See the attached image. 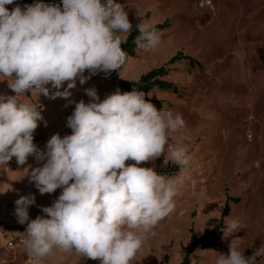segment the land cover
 <instances>
[{
    "label": "clouds",
    "instance_id": "1",
    "mask_svg": "<svg viewBox=\"0 0 264 264\" xmlns=\"http://www.w3.org/2000/svg\"><path fill=\"white\" fill-rule=\"evenodd\" d=\"M15 0H0V76L15 95H0V165L15 157L24 165L37 162L30 178L40 194L62 189L44 215L29 217L34 196L15 201V216L26 225L24 245L40 262L55 251H74L100 264H131L147 234L175 208L182 177H165L155 167L140 166L165 156L183 172L192 159L186 146L166 151L169 134L185 125L179 114L158 110L143 91L115 92L103 100L95 88L85 89L90 100H80L67 118L70 135L54 134L46 151L34 144L38 122L47 126L36 104L25 103L26 93L69 98L79 83L92 75L120 70L128 60L122 48L133 31L125 8L116 0H62V6L42 0L23 8ZM199 7H213L200 0ZM137 49L150 51L161 36L150 22L135 26ZM67 82V87H64ZM50 85V87H49ZM63 89V90H61ZM127 161L135 163L128 164ZM246 230L238 219H228L224 235ZM235 236L228 254L215 264H257L264 243L246 256Z\"/></svg>",
    "mask_w": 264,
    "mask_h": 264
},
{
    "label": "rangeland",
    "instance_id": "2",
    "mask_svg": "<svg viewBox=\"0 0 264 264\" xmlns=\"http://www.w3.org/2000/svg\"><path fill=\"white\" fill-rule=\"evenodd\" d=\"M198 1L116 0L128 13L133 31L141 21L162 25L156 28L160 44L150 51L136 47L127 52L126 64L116 72L122 79L137 81L150 70L166 66L168 74L162 78L174 87H154L148 95L185 122L182 129L169 134L166 151L186 146L192 157L183 172L165 156L140 165L155 167L165 177H182L184 183L173 198L174 211L147 234L131 264H181L185 248L194 237L220 222L223 231L228 219L240 220L246 230L227 237L223 233L214 248H197L189 256V264H215L217 253L228 254L235 236L240 237L246 256L264 243V0H212L213 8H201ZM16 4L23 8L33 3L15 0L14 5L6 7L11 10ZM45 4L62 6V0H46ZM177 54L182 59L168 64ZM84 75L90 78L83 85L77 80L67 99L50 98L55 89L48 97L35 93L21 97L25 103L36 104L47 123L38 122L34 132L40 135L33 142L41 151H46L52 135L71 134L67 118L77 102L90 100L85 89L95 88L100 100L117 90L101 73L86 71ZM7 79L0 76V95H15ZM44 162L29 156L24 165H18L13 157L7 165H0V198L5 214L2 231L25 232L26 225L15 216V201L21 196L35 197V204L28 209L30 219H35L44 215L41 207L51 206L61 194L62 189H57L42 195L31 181L32 169ZM227 200L229 211L223 216ZM27 255L25 245L1 249V258L7 264H28ZM33 264L100 262L74 251H55ZM257 264H264V257L258 258Z\"/></svg>",
    "mask_w": 264,
    "mask_h": 264
},
{
    "label": "trees",
    "instance_id": "3",
    "mask_svg": "<svg viewBox=\"0 0 264 264\" xmlns=\"http://www.w3.org/2000/svg\"><path fill=\"white\" fill-rule=\"evenodd\" d=\"M26 1L30 3L39 2V0H26ZM42 2L45 3L46 0H42ZM161 26L162 25L157 24L155 25V28ZM137 34H139L138 31H133L131 35L128 37L127 43L122 45V48H124L126 52H132L137 47L133 41V39L136 37ZM182 57L183 56L181 54H177L169 60L168 64L175 62L177 59H182ZM100 73L106 76L107 78H109L111 83L115 86V88L119 89L122 93L130 92L133 89L143 91L146 94V99L149 100L151 103H153L158 110L164 108L163 104L161 101L151 98L148 95L149 91L154 87H158L161 89H169L174 87V85L170 81L162 78L163 76L168 74V69L166 68V66H160L158 68H154L150 70L149 72L141 75L137 81H129L122 79L116 71L111 72L110 75H106L104 72H100ZM39 138L40 135L34 134V140ZM228 211H229V204L227 200L223 209V216L227 214ZM221 224L222 222H220V224H218L217 226H214L213 228L207 230L205 233L201 234L200 236L194 237L190 245L187 248H185L184 259L181 262V264H189V256L197 248L206 249V248H214L215 246H217L223 235V231L220 228Z\"/></svg>",
    "mask_w": 264,
    "mask_h": 264
},
{
    "label": "built area",
    "instance_id": "4",
    "mask_svg": "<svg viewBox=\"0 0 264 264\" xmlns=\"http://www.w3.org/2000/svg\"><path fill=\"white\" fill-rule=\"evenodd\" d=\"M199 4H200V0L198 1V5ZM205 8H208V7H205ZM4 217H5L4 207H3L2 200L0 198V264H7L1 258V249L6 248L8 250H13L16 246L24 245L23 241L25 238L24 232H20L19 230H17L18 232L16 231L8 232L7 230L2 231L1 227L2 228L5 227ZM26 262L28 264H33L34 260L27 255Z\"/></svg>",
    "mask_w": 264,
    "mask_h": 264
}]
</instances>
